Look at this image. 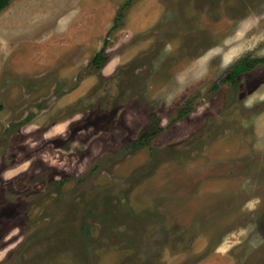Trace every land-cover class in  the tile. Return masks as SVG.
I'll return each instance as SVG.
<instances>
[{
	"label": "rangeland",
	"instance_id": "374dc122",
	"mask_svg": "<svg viewBox=\"0 0 264 264\" xmlns=\"http://www.w3.org/2000/svg\"><path fill=\"white\" fill-rule=\"evenodd\" d=\"M126 1L0 11V264H264V0Z\"/></svg>",
	"mask_w": 264,
	"mask_h": 264
},
{
	"label": "trees",
	"instance_id": "16d2710c",
	"mask_svg": "<svg viewBox=\"0 0 264 264\" xmlns=\"http://www.w3.org/2000/svg\"><path fill=\"white\" fill-rule=\"evenodd\" d=\"M9 0H0V11L5 8ZM134 0H127L124 4V7H128ZM121 16V12L118 13L117 17ZM104 47H102L92 58L90 64L95 68H100L104 62ZM264 64V58H243L237 61L235 64L231 65L224 77L222 78V82H230L232 85L236 84L237 77L243 73L247 72L250 69L256 67L257 65ZM182 113V112H181ZM183 115V114H182ZM154 130H147L143 132L138 139L134 141L132 144L135 147H140L147 145L151 136L153 135Z\"/></svg>",
	"mask_w": 264,
	"mask_h": 264
}]
</instances>
